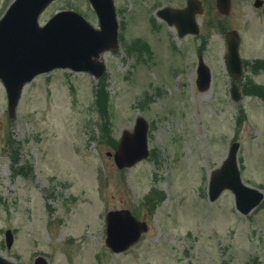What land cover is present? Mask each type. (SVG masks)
I'll list each match as a JSON object with an SVG mask.
<instances>
[{
	"label": "rangeland",
	"instance_id": "rangeland-1",
	"mask_svg": "<svg viewBox=\"0 0 264 264\" xmlns=\"http://www.w3.org/2000/svg\"><path fill=\"white\" fill-rule=\"evenodd\" d=\"M10 2L0 0V16ZM204 2L200 36L179 37L156 10L185 0H114L119 44L102 53L104 73L97 79L56 68L37 75L12 119L0 80L1 256L16 264H33L36 256L48 264H264V200L243 215L230 190L208 197L209 174L232 141L239 143L242 181L264 192V95L249 90L264 91V67L250 68L264 60V4L232 0L222 18L214 0ZM61 9L98 26L88 0H55L39 23ZM230 28L238 30L248 64L238 101L224 64ZM201 43L212 75L204 91L195 84ZM139 115L148 121L153 153L118 168L116 141ZM152 187L160 192L146 203ZM120 208L147 230L130 249L113 253L104 244V217ZM8 228L11 248L4 242Z\"/></svg>",
	"mask_w": 264,
	"mask_h": 264
},
{
	"label": "water",
	"instance_id": "water-1",
	"mask_svg": "<svg viewBox=\"0 0 264 264\" xmlns=\"http://www.w3.org/2000/svg\"><path fill=\"white\" fill-rule=\"evenodd\" d=\"M52 0H15L0 19V79L7 92V110L13 117L18 99L25 82L38 73L54 67H69L73 70H87L99 77L104 71L100 54L106 49L117 47V21L112 0H90L98 16L100 29L92 27L81 15L74 11L63 10L53 15L43 26H38L37 19L43 8ZM192 0L184 11L165 7L158 15L168 19L172 13L177 17L174 23L182 29L196 32L194 12L189 9ZM260 4V0L255 2ZM218 10L227 14L230 0H216ZM185 12L186 14H180ZM197 28V27H196ZM227 53L225 63L233 79L241 76L239 57V36L235 30L226 33ZM197 85L200 90L208 88L210 72L199 58L197 67ZM233 99L238 100L240 93L233 83ZM147 122L138 116L132 132L124 130L114 153V161L120 168L131 166L137 160L147 157L146 143ZM238 144L233 143L222 166L211 173L209 189L210 199H215L224 188H230L235 195L237 208L246 213L263 197L262 192L244 185L239 176L236 163ZM105 243L113 251H121L138 239L146 230L144 222L136 220L129 210L109 211L106 215ZM12 233L5 232L8 247L12 244ZM0 264H15L0 256ZM34 264H46L42 257H37Z\"/></svg>",
	"mask_w": 264,
	"mask_h": 264
},
{
	"label": "trees",
	"instance_id": "trees-1",
	"mask_svg": "<svg viewBox=\"0 0 264 264\" xmlns=\"http://www.w3.org/2000/svg\"><path fill=\"white\" fill-rule=\"evenodd\" d=\"M249 90H251V91H254L255 93H259V94H261V95H264V91H263V89H259V88H257V87H254V88H249ZM98 98H99V103H100V94L98 95ZM9 142H7V144H8ZM9 145H10V143H9Z\"/></svg>",
	"mask_w": 264,
	"mask_h": 264
},
{
	"label": "bare ground",
	"instance_id": "bare-ground-1",
	"mask_svg": "<svg viewBox=\"0 0 264 264\" xmlns=\"http://www.w3.org/2000/svg\"><path fill=\"white\" fill-rule=\"evenodd\" d=\"M104 56H105V55H104V54H102V56H101V57H102V59L104 58Z\"/></svg>",
	"mask_w": 264,
	"mask_h": 264
},
{
	"label": "flooded vegetation",
	"instance_id": "flooded-vegetation-1",
	"mask_svg": "<svg viewBox=\"0 0 264 264\" xmlns=\"http://www.w3.org/2000/svg\"><path fill=\"white\" fill-rule=\"evenodd\" d=\"M202 4H203V2H202ZM181 6H184V5H181Z\"/></svg>",
	"mask_w": 264,
	"mask_h": 264
}]
</instances>
